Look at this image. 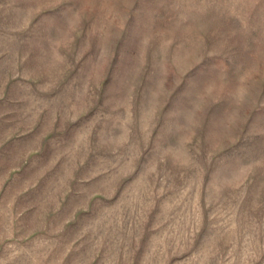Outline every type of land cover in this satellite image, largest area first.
<instances>
[{
    "label": "rangeland",
    "instance_id": "374dc122",
    "mask_svg": "<svg viewBox=\"0 0 264 264\" xmlns=\"http://www.w3.org/2000/svg\"><path fill=\"white\" fill-rule=\"evenodd\" d=\"M0 264H264V0H0Z\"/></svg>",
    "mask_w": 264,
    "mask_h": 264
}]
</instances>
